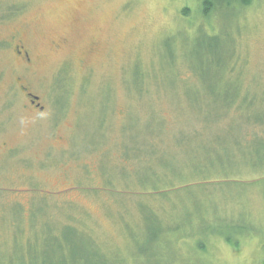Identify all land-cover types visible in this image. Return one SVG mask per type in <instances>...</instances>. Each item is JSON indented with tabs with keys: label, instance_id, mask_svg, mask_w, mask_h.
<instances>
[{
	"label": "rangeland",
	"instance_id": "1",
	"mask_svg": "<svg viewBox=\"0 0 264 264\" xmlns=\"http://www.w3.org/2000/svg\"><path fill=\"white\" fill-rule=\"evenodd\" d=\"M203 11L0 0V264H264V169L225 133L264 137V0Z\"/></svg>",
	"mask_w": 264,
	"mask_h": 264
},
{
	"label": "trees",
	"instance_id": "2",
	"mask_svg": "<svg viewBox=\"0 0 264 264\" xmlns=\"http://www.w3.org/2000/svg\"><path fill=\"white\" fill-rule=\"evenodd\" d=\"M230 1H232V0H202V3L204 5V11L203 12L205 14H208V12L210 13V9L214 5L216 6L217 3L223 4L224 2H230ZM237 1L241 2L244 6H248L251 4L252 0H237ZM224 59H225V57H224ZM236 99H233L230 103L229 102L225 103L222 107L223 108L222 111L225 110L226 108H229L232 105H234V103H236V101H237ZM245 99H247V98H245ZM246 102H247V100L244 103L242 102L240 104H245ZM252 103H253V101L250 102V106H253ZM250 106H248L246 108H252ZM240 107H242V106H240ZM218 117H220V114L218 115ZM241 117L245 119V121L241 122V123H247L250 125V127L252 126V124L254 126H257L258 123L261 124L264 122V113L257 112V111H251L250 109H249V111H247L246 113L241 115ZM229 129L233 130V131H229ZM229 129L227 131H225V133H227V137L229 138V142L235 143V146L237 147L236 149L242 153H247L251 150V154L254 155V158L251 157L250 158L251 160L249 161L251 166L254 169H264V137H263V135H258L256 133L254 135V138L250 142H248V141H246V135L244 132L246 129H245V126H243V124L230 127ZM237 133H238L237 138H236V140H234L235 135ZM230 151H231V153L233 152L231 147H230ZM217 152H225L226 154H228L226 151V148H224V146H221L219 149H217ZM219 164L216 163V165L218 167H220L221 170H223V171L226 170V172H227V170L230 171L231 160L224 161V163L219 161ZM62 264H64V260H63Z\"/></svg>",
	"mask_w": 264,
	"mask_h": 264
},
{
	"label": "flooded vegetation",
	"instance_id": "3",
	"mask_svg": "<svg viewBox=\"0 0 264 264\" xmlns=\"http://www.w3.org/2000/svg\"><path fill=\"white\" fill-rule=\"evenodd\" d=\"M18 53L20 54V52H18ZM23 60H26L29 65L32 63V59L30 58L28 52H25V57ZM28 97L31 99V105L33 107H36V108L40 109L41 111L44 110V108L39 103L40 102L39 97H37L31 93L30 94L28 93Z\"/></svg>",
	"mask_w": 264,
	"mask_h": 264
}]
</instances>
